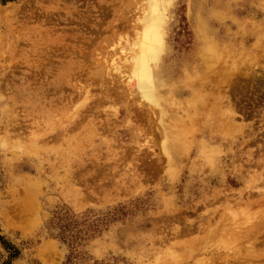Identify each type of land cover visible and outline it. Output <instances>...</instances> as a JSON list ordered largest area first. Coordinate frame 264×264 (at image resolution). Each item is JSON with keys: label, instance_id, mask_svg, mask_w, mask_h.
<instances>
[{"label": "rangeland", "instance_id": "374dc122", "mask_svg": "<svg viewBox=\"0 0 264 264\" xmlns=\"http://www.w3.org/2000/svg\"><path fill=\"white\" fill-rule=\"evenodd\" d=\"M0 237V264H264V0H0Z\"/></svg>", "mask_w": 264, "mask_h": 264}, {"label": "bare ground", "instance_id": "6f19581e", "mask_svg": "<svg viewBox=\"0 0 264 264\" xmlns=\"http://www.w3.org/2000/svg\"><path fill=\"white\" fill-rule=\"evenodd\" d=\"M150 3V2H149ZM146 24V23H144ZM161 18L158 7L152 2L150 6L149 20L142 30L138 43V50L132 60V78L141 94L147 101L156 99L154 80L151 71V59H155L161 46L160 36ZM131 74V72H130ZM142 98V99H143ZM154 103V102H151Z\"/></svg>", "mask_w": 264, "mask_h": 264}, {"label": "trees", "instance_id": "16d2710c", "mask_svg": "<svg viewBox=\"0 0 264 264\" xmlns=\"http://www.w3.org/2000/svg\"><path fill=\"white\" fill-rule=\"evenodd\" d=\"M2 1H3V0H2ZM65 229H66V227H65ZM61 231H62V232H61V234H60V237H61V239H62V238H64V235H65V233H66L67 231H66V230H61ZM65 236H66V235H65ZM0 244L3 246V248H4L5 250L8 251V253H9V259H12V258H15V257L18 256V251H17L13 246H11L9 243L3 241L1 237H0Z\"/></svg>", "mask_w": 264, "mask_h": 264}]
</instances>
